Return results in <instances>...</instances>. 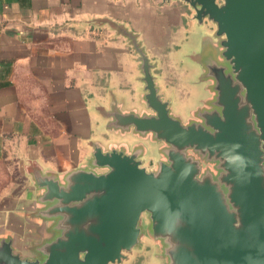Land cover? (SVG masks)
Instances as JSON below:
<instances>
[{
  "label": "water",
  "instance_id": "95a60500",
  "mask_svg": "<svg viewBox=\"0 0 264 264\" xmlns=\"http://www.w3.org/2000/svg\"><path fill=\"white\" fill-rule=\"evenodd\" d=\"M164 1L215 26L220 52L204 62L213 99L184 124L127 34L150 113L113 111L110 127L161 143L155 170L144 166L141 145L127 153L94 144L90 168L63 180L34 173L37 216L52 222V237L34 259L0 237V264H125L145 234L162 242L168 264H264V0ZM202 161L214 169L203 171Z\"/></svg>",
  "mask_w": 264,
  "mask_h": 264
},
{
  "label": "crops",
  "instance_id": "0c3cea01",
  "mask_svg": "<svg viewBox=\"0 0 264 264\" xmlns=\"http://www.w3.org/2000/svg\"><path fill=\"white\" fill-rule=\"evenodd\" d=\"M134 35L153 65L159 93L184 124L213 99L204 62L220 52L215 26L197 23L190 8L164 0H0V237L24 258L52 236L37 216L34 173L90 168L93 145L132 152L144 147L155 170L163 148L150 135L110 127L113 111L148 114ZM126 264L143 262L154 243ZM146 244V247H145ZM149 250V248H148ZM149 256V255H146Z\"/></svg>",
  "mask_w": 264,
  "mask_h": 264
},
{
  "label": "rangeland",
  "instance_id": "374dc122",
  "mask_svg": "<svg viewBox=\"0 0 264 264\" xmlns=\"http://www.w3.org/2000/svg\"><path fill=\"white\" fill-rule=\"evenodd\" d=\"M187 154L195 157L196 159H199L198 156L196 154H193L192 151H189ZM201 163L203 165V171H205V170H213L214 169L213 164H207L204 161H202ZM147 224H148L147 216H144L143 226L146 228ZM151 241L154 243V245L149 246L148 247L149 250H148V248H145V256L141 257L138 260L140 262H143L146 259L150 258V255H153V254H157L158 253V255H159V259H158L159 262H157V263L158 264H168L169 262H168L167 258L164 257L163 256V253H162V249H163L162 242L154 241V240H151ZM143 247H144V242H141V245L135 251L143 250ZM145 247H146V244H145ZM146 255H149V256H146ZM134 264H137V262H135Z\"/></svg>",
  "mask_w": 264,
  "mask_h": 264
}]
</instances>
